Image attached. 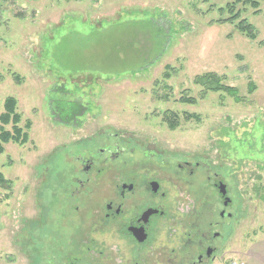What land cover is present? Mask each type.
Masks as SVG:
<instances>
[{"label": "rangeland", "instance_id": "374dc122", "mask_svg": "<svg viewBox=\"0 0 264 264\" xmlns=\"http://www.w3.org/2000/svg\"><path fill=\"white\" fill-rule=\"evenodd\" d=\"M233 1L0 0V116L13 96L20 126L32 124L24 145L0 155L11 182L0 187V264H168L179 226L204 204L215 211L206 223L220 222L222 260L211 264H264V2L259 14L236 7L255 27L249 39L223 21ZM207 72L240 99L205 91L196 77ZM106 140L177 187L139 263L118 253L114 224L97 229L116 170L107 161L82 172L77 160L103 159ZM196 178L220 180L227 204L213 190L196 196ZM224 209L232 217L220 218Z\"/></svg>", "mask_w": 264, "mask_h": 264}, {"label": "flooded vegetation", "instance_id": "af4514ba", "mask_svg": "<svg viewBox=\"0 0 264 264\" xmlns=\"http://www.w3.org/2000/svg\"><path fill=\"white\" fill-rule=\"evenodd\" d=\"M105 142V145H101L105 147L98 149L101 154H106L103 159L97 155H90L88 157L83 155L82 157H78L77 160L83 166L82 172L93 170L95 167L94 163L96 162L106 164L107 161L116 170L114 172L116 175L111 185V188H113L112 198L108 199L104 205V210H102L104 215L99 220L100 227H97V229L100 232L109 224H114L112 232H114V235H117L120 242L122 241L119 245L118 253L121 254L124 260L133 254V257L138 261L136 263H139L140 254L148 249L155 239L154 230L156 226H159L158 228L160 229L162 228L159 221L166 216V209L164 208L168 205H175L177 187L174 186L175 184L172 181L167 179H163L162 181L161 178L156 177L151 178L150 175L143 172L144 168L134 167L133 162L137 155H133L132 153L129 155L126 153L125 155V153H121L126 150L120 148L119 144H117L118 142L115 144L111 140H106ZM185 166L189 167L191 175L195 174L194 165L187 162ZM182 167L183 164L179 163V170L177 171V167L174 169V180L180 178L178 174H181L180 168ZM159 170L162 173L161 175L165 177V174H163L165 166ZM201 180H204V178ZM210 180L211 177L207 176V182ZM79 182L83 186L84 183L80 180ZM199 183L200 181L197 178L196 181H190L196 196L205 194L203 189L210 192L213 190V193L221 197L219 201L224 205L226 200H224L225 196L221 195L220 180L216 182L212 181L211 185L207 187ZM172 199L175 200L174 204L170 203ZM206 206L207 204H204L200 212H197L198 210L194 212V214H198L194 219L197 221H193L194 223H191L190 227L187 226L188 224L183 225L181 222L182 224L179 226L181 232L180 239L175 248L171 247V250H169L172 256L166 255L168 264H186L187 262L190 264H211L217 259L219 261L222 260L220 252L223 248L221 246L222 242L219 239V232L213 231L215 226L219 227L220 222L217 218H211L213 223L210 221L206 223L204 216L215 213V211L212 212V206ZM151 210H157V212L147 215V212ZM225 216L232 217L230 213L227 214L225 209L221 210L220 218L224 219ZM188 236L189 239L187 240ZM153 244L156 245L155 243ZM163 248L165 249V246ZM195 258L196 261L194 260Z\"/></svg>", "mask_w": 264, "mask_h": 264}, {"label": "trees", "instance_id": "16d2710c", "mask_svg": "<svg viewBox=\"0 0 264 264\" xmlns=\"http://www.w3.org/2000/svg\"><path fill=\"white\" fill-rule=\"evenodd\" d=\"M264 0H234L231 3H227L225 9H227L230 13V17L223 20L226 22H239L237 25L238 30L247 34L249 39H256L257 32L255 31V27L252 23H250L246 18H242L241 11L237 10L236 7L239 3H243L244 5L250 6L254 8L256 14L261 12L260 5ZM225 9H221L224 12ZM196 82L202 85L205 88V91H225L228 94L236 96V99L239 100L238 91L233 86H228L224 84L221 77L214 72H207L204 75H200L196 77ZM250 92H254L255 85L254 83L249 84ZM183 101H186L189 104H195V99L191 97H184ZM17 108V100L15 97L10 96L6 99L4 104V112L0 116V155L5 152V146L8 143L15 142L21 145H24L29 140L30 134H28L29 129L31 128V122H27L24 127L20 126L21 122V114L16 110ZM196 117V115H188L186 118ZM174 117V118H173ZM12 123L11 130L7 129V125ZM179 124L178 116H172V119L169 118V127L174 129ZM11 184L10 181L6 180L3 174L0 172V187L6 186L9 188Z\"/></svg>", "mask_w": 264, "mask_h": 264}, {"label": "water", "instance_id": "95a60500", "mask_svg": "<svg viewBox=\"0 0 264 264\" xmlns=\"http://www.w3.org/2000/svg\"><path fill=\"white\" fill-rule=\"evenodd\" d=\"M225 187L223 186V188H221V195H224L225 194ZM225 204H227V200L224 202ZM154 212H157V210H154V211H149L147 212V215H150V214H153Z\"/></svg>", "mask_w": 264, "mask_h": 264}]
</instances>
